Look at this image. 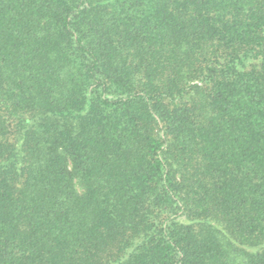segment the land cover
<instances>
[{
	"label": "trees",
	"instance_id": "trees-1",
	"mask_svg": "<svg viewBox=\"0 0 264 264\" xmlns=\"http://www.w3.org/2000/svg\"><path fill=\"white\" fill-rule=\"evenodd\" d=\"M0 264H264V0H0Z\"/></svg>",
	"mask_w": 264,
	"mask_h": 264
}]
</instances>
